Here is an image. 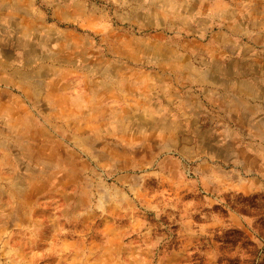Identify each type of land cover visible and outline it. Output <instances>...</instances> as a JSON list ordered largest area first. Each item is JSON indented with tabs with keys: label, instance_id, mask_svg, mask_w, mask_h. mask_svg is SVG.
<instances>
[{
	"label": "rangeland",
	"instance_id": "1",
	"mask_svg": "<svg viewBox=\"0 0 264 264\" xmlns=\"http://www.w3.org/2000/svg\"><path fill=\"white\" fill-rule=\"evenodd\" d=\"M0 264H264V0H0Z\"/></svg>",
	"mask_w": 264,
	"mask_h": 264
}]
</instances>
